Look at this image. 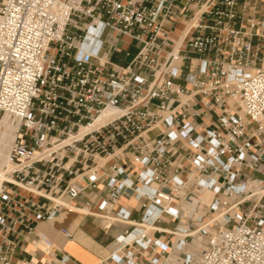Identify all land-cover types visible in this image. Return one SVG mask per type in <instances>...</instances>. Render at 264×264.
<instances>
[{
	"label": "built area",
	"instance_id": "2783aa9c",
	"mask_svg": "<svg viewBox=\"0 0 264 264\" xmlns=\"http://www.w3.org/2000/svg\"><path fill=\"white\" fill-rule=\"evenodd\" d=\"M175 1L0 0V116L16 124L0 264L17 224L86 212L71 202L86 187L103 189L104 230L131 227L109 246L115 264H264V0ZM168 17L186 20L184 38ZM134 42L125 65L109 59ZM123 195L137 220L108 214Z\"/></svg>",
	"mask_w": 264,
	"mask_h": 264
},
{
	"label": "crops",
	"instance_id": "0c3cea01",
	"mask_svg": "<svg viewBox=\"0 0 264 264\" xmlns=\"http://www.w3.org/2000/svg\"><path fill=\"white\" fill-rule=\"evenodd\" d=\"M177 1V0H176ZM174 2L176 6L178 4ZM188 25L186 20H174L168 17L164 21V29L173 40L184 38L185 26ZM190 35L185 37L188 39ZM125 44L128 46V41ZM122 52L109 53V59L116 55H122ZM120 65L119 63H116ZM0 137L2 130L0 127ZM2 159L0 158V166ZM4 173V174H3ZM3 175L2 179L7 178L4 170H0ZM1 179V180H2ZM0 180V182H1ZM63 185V184H61ZM28 197L30 195L26 193ZM103 195V189L86 187L81 194L71 202L76 206H81L85 201L90 202V207L86 212L74 211L68 213L66 211L58 212L54 217L48 220H31L23 224H17L15 230L10 232L9 238L15 242L14 252L11 258V264H54L51 255L58 256L60 254L68 255V261L65 264H115L109 258V246L114 242L115 238L130 229V225L117 222L110 229L104 230L102 218L99 216L98 204ZM206 197H209L206 194ZM44 201L43 199H40ZM46 202V201H45ZM119 208H124L131 212V218L137 220L139 217L138 204L127 196H121L118 201L108 210L109 215H115ZM175 225L168 216H164L163 220L158 224L161 229H170ZM61 228H66L71 232V237L66 238L61 233ZM44 234L53 241L51 250L43 246L35 247L32 244L37 234ZM151 236L160 239L161 242H166L168 247L173 241V237L161 231H152ZM52 251H55L53 254ZM173 251V249H172ZM160 261L162 257H157ZM142 261V259H140Z\"/></svg>",
	"mask_w": 264,
	"mask_h": 264
},
{
	"label": "bare ground",
	"instance_id": "6f19581e",
	"mask_svg": "<svg viewBox=\"0 0 264 264\" xmlns=\"http://www.w3.org/2000/svg\"><path fill=\"white\" fill-rule=\"evenodd\" d=\"M0 127L2 130V137H0V158L2 159V165L0 169L3 170L2 166L5 164V156L14 137L16 124L9 120L7 116H3L2 118L0 117ZM2 177L3 175L0 174V180Z\"/></svg>",
	"mask_w": 264,
	"mask_h": 264
},
{
	"label": "rangeland",
	"instance_id": "374dc122",
	"mask_svg": "<svg viewBox=\"0 0 264 264\" xmlns=\"http://www.w3.org/2000/svg\"><path fill=\"white\" fill-rule=\"evenodd\" d=\"M176 3L178 4V6H181L183 3H184V0H177ZM117 47L119 49H127V44H125L124 42L120 41L118 44H117ZM137 47H138V44H136L135 42L131 45L130 47V55L129 56H125L123 57L122 55H116L112 58L113 61H115L116 63H119L120 65H125L129 60L130 58L132 57V55L136 52L137 50ZM1 117V116H0ZM2 170V169H0Z\"/></svg>",
	"mask_w": 264,
	"mask_h": 264
}]
</instances>
